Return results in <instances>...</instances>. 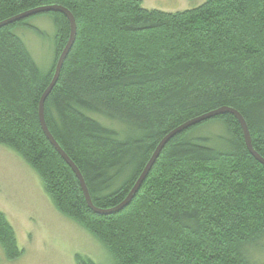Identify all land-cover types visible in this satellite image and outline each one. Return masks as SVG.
I'll list each match as a JSON object with an SVG mask.
<instances>
[{
    "label": "trees",
    "instance_id": "1",
    "mask_svg": "<svg viewBox=\"0 0 264 264\" xmlns=\"http://www.w3.org/2000/svg\"><path fill=\"white\" fill-rule=\"evenodd\" d=\"M54 4L72 12L77 35L45 118L95 206L120 204L167 134L223 106L242 113L264 157V0H206L178 12L148 9L142 0H0V22ZM39 15L55 25L47 69L15 32ZM70 34L68 17L54 11L0 27V144L38 173L56 209L102 243L115 264H264L256 258L264 251V164L231 113L173 136L121 211L89 206L39 119ZM0 245L8 260L23 255L1 210ZM76 261L96 264L81 255Z\"/></svg>",
    "mask_w": 264,
    "mask_h": 264
},
{
    "label": "rangeland",
    "instance_id": "2",
    "mask_svg": "<svg viewBox=\"0 0 264 264\" xmlns=\"http://www.w3.org/2000/svg\"><path fill=\"white\" fill-rule=\"evenodd\" d=\"M205 1L142 0L145 8L166 12L194 8ZM32 27L42 29L45 37L37 35ZM15 32L22 37L40 67L47 69L55 55L52 18L36 16L30 19L28 26L16 28ZM99 119L117 130L123 129L116 122ZM212 127V131L217 130ZM0 210L13 225L23 250L21 257L8 260L0 245V264H77V255L90 258L96 264H115L102 243L56 209L38 173L17 152L3 144H0ZM256 256L264 260V251H256Z\"/></svg>",
    "mask_w": 264,
    "mask_h": 264
},
{
    "label": "water",
    "instance_id": "3",
    "mask_svg": "<svg viewBox=\"0 0 264 264\" xmlns=\"http://www.w3.org/2000/svg\"><path fill=\"white\" fill-rule=\"evenodd\" d=\"M50 11L61 12L68 17L70 24H71V34H70V38L68 40L67 45L65 46L64 50L62 51L61 55L58 58L54 77H53L51 83L49 84V86L47 87V89L45 90V92L43 93V95L40 99L39 119H40L42 129H43L44 133L46 134V136L48 137V139L51 141V143L55 146V148L58 150V152L61 154V156L65 159V161L70 165V167L73 169V171L77 175V177L80 181L81 187L83 189L84 195L86 197V200H87L89 206L95 212L100 213V214H110V213L119 212L122 209H124L131 202L134 195L139 190L141 184L143 183L144 179L149 174L152 166L156 162V160L159 157L162 149L168 143V141L173 136H175L177 133H180V132H182V131H184V130H186V129L194 126V125L201 123L202 121L208 120V119L215 117L217 115H221V114H225V113H231L237 117V119L239 120V122L242 126L244 136H245V140H246V144H247L249 151L258 161H260L262 164H264V157L260 153H258L253 146L250 129H249V126L247 124L245 117L237 109H235L233 107L223 106V107H220V108L215 109L213 111L207 112L203 115H200L198 117H195L193 119H190L189 121L178 126L173 131H171L169 134H167L160 141L159 145L155 149L153 155L151 156L150 160L148 161L147 165L145 166L143 172L141 173L140 177L138 178L137 182L135 183V185L132 188V190L130 191V193L127 195V197L120 204H118L115 207L107 208V209H103V208H99V207L95 206L92 199H91V195H90L87 183L85 181V178H84L81 170L76 165V163L70 158V156L65 152V150L61 147V145L58 143V141L55 139V137L53 136V134L49 130V127L47 125L46 118H45V101H46V98L48 97V95L52 91L53 87L57 83L58 78H59L60 73H61V70H62V67H63V64L65 62V59L67 58V56H68V54H69V52H70V50H71V48L75 42V39H76L77 24H76V20H75L74 15L72 14V12L69 9H67L64 6L56 5V4L45 5V6L36 7L34 9H31V10L22 12L18 15H15L9 19L3 20L0 22V27L9 25L11 23L20 21L24 18L33 16V15H36L39 13L50 12Z\"/></svg>",
    "mask_w": 264,
    "mask_h": 264
}]
</instances>
